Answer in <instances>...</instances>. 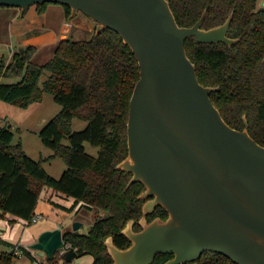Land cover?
<instances>
[{"label":"trees","instance_id":"1","mask_svg":"<svg viewBox=\"0 0 264 264\" xmlns=\"http://www.w3.org/2000/svg\"><path fill=\"white\" fill-rule=\"evenodd\" d=\"M169 1L181 26L194 25L206 12L203 27L210 28L222 24L233 13L228 35L239 37L238 42L204 43L190 36L186 47L200 82L219 86L211 98L225 120L243 129L246 115L250 134L264 145V6L258 5L259 0ZM48 5L49 2L36 4L37 11L44 13ZM62 5L70 18L71 7ZM35 51L36 47L27 46L24 53L16 51L10 62L2 57L0 79L15 81L0 80V100L26 108L41 101L44 92L52 93L62 109L47 121L40 137L53 153L34 159L21 139L15 141L12 127L0 125V220L8 212L32 220L44 187H51L75 198L71 206L53 202L65 210L79 206L108 211V216L95 220L88 233L67 231L64 240L66 247L75 248L79 255L92 254V264H112L105 239L111 235L118 247H128L131 240L122 229L131 219L136 221L135 230L142 228L139 220L149 198L138 199L145 185L135 182L127 188L132 173L117 168L129 151L127 123L130 100L141 75L139 62L132 48L112 29L100 34L95 30L84 39L70 35L42 64L32 61ZM44 74L47 77L40 85ZM75 117L88 121L83 130L73 129ZM86 142L100 148L97 155L87 151ZM56 157L67 164L59 178L44 166V161ZM168 215L159 205L147 218L151 221ZM0 243L12 248L0 249V264L12 263L17 256L16 247L37 259L25 246L1 238ZM56 254L51 260L58 264V259L64 257L58 251ZM172 256L158 254L154 264H163ZM183 264L239 263L207 252Z\"/></svg>","mask_w":264,"mask_h":264},{"label":"water","instance_id":"2","mask_svg":"<svg viewBox=\"0 0 264 264\" xmlns=\"http://www.w3.org/2000/svg\"><path fill=\"white\" fill-rule=\"evenodd\" d=\"M69 5L70 18L82 12L97 22L96 34L115 30L134 53L141 68L130 100L128 155L117 165L132 173L127 188L145 185L138 199L139 220L122 229L130 240L120 248L105 239L112 264H154L158 254L173 255L163 264H183L207 252L239 264H264V145L249 125L231 126L211 98L219 86L200 82L186 40L233 45V13L222 24L203 27L206 12L192 26L179 25L169 0H0L24 16L32 5ZM264 6V0H261ZM22 53L26 48L21 45ZM162 206L167 218L147 215ZM43 231L31 244L34 255L54 259L64 249L68 263L79 256L67 248L64 234L79 230ZM45 260L43 259V262Z\"/></svg>","mask_w":264,"mask_h":264},{"label":"crops","instance_id":"3","mask_svg":"<svg viewBox=\"0 0 264 264\" xmlns=\"http://www.w3.org/2000/svg\"><path fill=\"white\" fill-rule=\"evenodd\" d=\"M61 7L49 4L44 13H39L35 4L29 8L24 16H22L21 9L19 7L0 6V30L2 27H4L5 33V35H1L0 33V45L6 46L8 48V50L0 52V60L3 55L6 57L7 62H10L15 53V49H18L21 45H23L25 48L27 46L36 47V51L33 54L32 59L37 53L50 54V58H52L58 43L62 39H65L70 35L72 36L74 34L73 31L75 28H82L84 30L90 29V22L83 18L81 12L76 17L67 18L64 7ZM45 48H48L51 51L46 53ZM33 62L37 63L36 61ZM0 80L2 81L4 78H1ZM20 139L23 143L24 149L26 150L24 145L25 142L22 140V138ZM18 140L19 139H17L15 136V141ZM49 149V147L44 148L43 151L46 153L44 154L42 152L39 159L50 156L53 151H50ZM54 159L55 158L44 161V166L46 167L45 164L52 162ZM54 201L66 206H71L75 203V198L73 196L66 195L61 191H57L51 187L45 186L41 193V197L36 208V213H42L43 215L47 214L53 218V221H50L46 224L37 225L36 229L30 233L32 238L30 236L29 239L31 241L29 244H25L22 241L24 240L23 238L19 239L18 241L16 240L17 229L21 227L22 223L28 224V219H24L10 212L6 213V216L0 220V238L13 242L16 245L25 246L34 253V250H32L30 246L38 240L39 235L43 231L55 228L63 229L62 225L65 221V217L68 214H71V212L76 209H87L85 207L76 206L72 211H68L56 206L53 203ZM44 203H46V207L42 206ZM6 247L8 246L0 243V249H6ZM76 263L77 262L74 261L72 264Z\"/></svg>","mask_w":264,"mask_h":264},{"label":"rangeland","instance_id":"4","mask_svg":"<svg viewBox=\"0 0 264 264\" xmlns=\"http://www.w3.org/2000/svg\"><path fill=\"white\" fill-rule=\"evenodd\" d=\"M49 4L54 5V6H59V7L63 6L61 3H57V2H49ZM258 5L261 6V0H259ZM81 14L84 19L90 22L91 26H90V29H86V30L82 28L80 29L75 28V30L73 31L74 34L72 36L76 39L89 38L93 34V32L96 30L97 22L89 19V17L85 15L84 13L81 12ZM0 33L1 35L3 34L5 35L4 27L1 28ZM4 50H8V48L6 46L0 45V52H3ZM16 51H18V49H15V52ZM49 51L51 50H49L48 48H45L46 53H48ZM50 57H51L50 54L37 53L34 55L32 60L36 61L37 63H44ZM46 77H47V74H44L41 77L40 85H42L43 80H45ZM2 81H15V80L4 78V80ZM61 109H62V105L56 102L54 99V95L49 92H44L43 98L41 101L36 102L33 105L26 107V108H22L17 105L0 100V125L7 124L8 126H11L12 129L16 133V138L17 139L22 138V140L25 142L24 145L27 150V153L34 159H39L42 152L44 154L46 153L45 151H43L44 148H48L46 145H44L40 137V131L44 127V125L47 123V121H49L58 112H60ZM245 119L247 120L246 115H244V120ZM87 124H88L87 120L75 117L72 122V127L74 130H83L87 126ZM248 125H249V122H248ZM64 142L68 144L69 140L65 139ZM85 146H86L87 151L93 155H97L100 149L98 146H93L89 142H86ZM49 150L53 151L51 148ZM45 165H46L47 171L56 178H59L62 175L63 171L67 168L66 162L61 157H56L54 160H52V162H48ZM42 206L46 207V203H44ZM108 214H109L108 211L101 210V209L99 210L97 208H95V210L94 209L93 210L91 209L77 210L76 209L72 211L71 214H68L65 217V221L63 222L62 227L64 230L73 229L74 223L76 221H80L82 222V226L80 227L79 230L82 233H88L97 218L106 217L108 216ZM50 221H53V218L45 214L37 222L27 221L28 224L22 223L21 227L17 229L16 240L18 241L19 239L23 238L24 240L22 241L25 244H29L31 241L29 239L31 236L30 233H32L34 229H36V226L40 224H46ZM6 249L12 250V248L9 246L6 247ZM58 252H60V255H62L64 252V249H60L58 250ZM35 256L37 257V259H32L30 255L23 253L21 257L16 256L13 259L11 264H56L55 262H53V260L47 259L46 257L44 258V257H40L37 255ZM43 259L45 260L44 262H43ZM93 259H94L93 255L87 253V254L79 255L78 257L74 258L71 262H68V263H64V259L60 258L58 259L59 260L58 264H72L74 261L80 264H92Z\"/></svg>","mask_w":264,"mask_h":264},{"label":"built area","instance_id":"5","mask_svg":"<svg viewBox=\"0 0 264 264\" xmlns=\"http://www.w3.org/2000/svg\"><path fill=\"white\" fill-rule=\"evenodd\" d=\"M42 216H43L42 213H36L34 215V217L32 218V220H28V221L37 222ZM15 249H16V252H17V256L21 257L23 255V251L21 249H19L18 247H16Z\"/></svg>","mask_w":264,"mask_h":264}]
</instances>
